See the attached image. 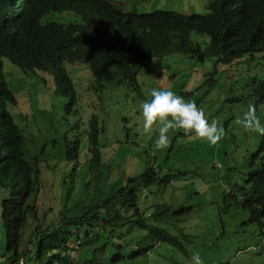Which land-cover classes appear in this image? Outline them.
<instances>
[{
  "label": "rangeland",
  "instance_id": "rangeland-1",
  "mask_svg": "<svg viewBox=\"0 0 264 264\" xmlns=\"http://www.w3.org/2000/svg\"><path fill=\"white\" fill-rule=\"evenodd\" d=\"M116 1L128 3L136 13L162 10L201 16L209 14L210 2L182 0L186 2V7H182L180 0ZM191 38L201 50L210 44V37L196 32ZM4 61L5 69L14 66L8 59ZM213 69L212 59L175 54L148 61L137 72L135 84H107L103 90H93L89 97L88 81L77 80L78 100L72 108L78 115L68 111L69 98L55 94L49 75L27 77L37 80L35 85H28L25 93L33 101L36 117L20 123L28 122L34 129V140L27 139V148L39 160L41 210L59 218L70 200L86 206L100 203L114 188L127 185L154 166L161 181L141 195L140 208L147 217L162 205L171 209L170 214L176 212L161 226L179 238L186 252L164 243L145 253L146 241L139 242L133 235L119 232L114 233L115 241L93 254L90 262L194 264L193 258L198 257L201 264H264L261 225L251 222L249 212L229 200L231 191L248 186L252 163L264 161V135L249 133L233 123L249 104L264 123V103L258 104L250 97L254 80H264V58L262 54L246 55L232 66L219 65L218 73L212 74ZM70 74L73 76L72 70ZM44 76L51 79L48 86L43 82ZM152 88L170 89L196 103L207 119H215L223 127L222 139L210 144L174 130L169 134L167 148L154 150V136L143 133L139 116V105L150 98ZM28 95L26 98H30ZM19 110L24 112L21 106ZM94 114L103 120L104 150L112 155V165L99 178L91 175V165L83 153L89 145L85 130ZM167 175L175 176L171 183L166 182ZM7 241L0 206L1 252L7 251ZM124 251L128 253L123 254ZM86 252L84 249L82 253ZM120 256L124 259L118 260Z\"/></svg>",
  "mask_w": 264,
  "mask_h": 264
},
{
  "label": "clouds",
  "instance_id": "clouds-1",
  "mask_svg": "<svg viewBox=\"0 0 264 264\" xmlns=\"http://www.w3.org/2000/svg\"><path fill=\"white\" fill-rule=\"evenodd\" d=\"M180 4L186 7V2L180 0ZM207 7L209 14L201 16L162 10L154 13H136L128 3L116 0H0V193L8 196L15 192L17 195L22 187L28 186L31 189L29 197L36 199L37 215L29 216L25 229L28 232L26 237L36 235L29 245L32 250V261L29 264H44L46 260H53L58 264V257L66 259L69 264H94L89 261L93 254L104 249L109 241H115L114 233L119 232L133 235L139 242L146 241L145 253L164 243L148 240V232L143 228L146 224L142 219L153 224L156 212L147 217L145 211L140 208L141 195L161 181L154 166L148 167L145 173L133 177L127 185L114 188L100 203L86 206L70 200L59 218L54 217L50 211L46 213L41 210L39 160L30 154L27 148V139L34 140V129L28 122L20 123L22 119L28 121L29 118L36 117L33 101L25 93L28 85H35L37 80L27 77L49 75L54 82L55 94L69 98L68 111L76 114L72 106L78 100L75 81L80 79L88 81L86 97H89L93 90L96 92L103 90L107 84L114 86H121L127 82L135 84L137 72L142 71L148 61L164 59L170 55L181 54L201 60L212 59L214 60L212 74L218 73L219 65L232 66L240 63L246 55L262 54L264 58V0H210ZM225 10H230L236 15L240 24L239 35L246 43L233 44L219 55L213 54V36L197 31H192L191 34L196 32L210 37V44L203 50L192 40L190 34L193 43V50L190 53L143 57L137 53L139 51L137 48L128 53L113 50L107 52L104 46H101V43L105 42L102 40L101 28L86 20H101L117 13L131 16L164 13L177 17L196 16L211 20ZM210 48L211 53L208 55ZM4 59H8L19 70L11 65L5 69ZM70 70L73 71V76ZM43 82L48 86L51 79L44 76ZM26 95L30 98H26ZM149 97L140 103L139 116L142 118L143 133L154 136L152 145L154 150L167 148L170 142L169 134L174 130H182L185 134H191L210 144H216L222 139L223 127L218 126L215 119H207L204 111L193 101L164 88H152ZM250 97H254L258 104L264 103V80H254ZM20 106L24 110L22 113H19ZM233 123L249 133L264 135V123L256 115L252 104H249L247 111ZM85 132L89 145L84 148L83 153L91 165V175L99 178L112 165V155L106 154L104 150L106 146L102 137L105 132L103 120L94 114ZM75 147L79 154V144L76 143ZM12 154L21 157L24 155V159L17 164L20 171L18 175ZM258 167H264V161L260 164L253 162L251 172ZM174 177L165 176L166 182L171 183ZM232 192L234 191L230 193ZM229 200L243 209L232 197H229ZM109 210L120 214L124 221L113 225L104 224L102 221L109 214ZM170 211L169 216L176 213L170 214ZM30 218L32 219L29 220ZM68 220H76L78 224L62 229L64 222ZM262 229L264 233V226ZM54 232L58 234L54 235ZM166 232L176 237L167 230ZM84 249H87L86 253H82ZM181 251L186 252V249ZM38 252L42 254L37 256ZM127 253L124 251L123 254ZM122 259L124 257L120 256L118 260ZM193 260L194 264H201L198 257H194ZM4 262L27 264L24 258L18 262L15 252L9 249V240L7 251H0V264ZM120 263L122 262L115 264Z\"/></svg>",
  "mask_w": 264,
  "mask_h": 264
},
{
  "label": "trees",
  "instance_id": "trees-1",
  "mask_svg": "<svg viewBox=\"0 0 264 264\" xmlns=\"http://www.w3.org/2000/svg\"><path fill=\"white\" fill-rule=\"evenodd\" d=\"M89 23L101 28L103 35L101 46L109 51L121 53L131 52L137 48L139 55L143 57H162L165 55L191 52L193 43L190 40L192 31L202 34H210L214 38L213 54L219 55L233 44L244 45L246 42L239 35L240 24L237 17L230 10H225L214 19L177 17L172 14H156L153 16H131L124 13H117L111 17L101 20L86 19ZM211 48L208 55L211 53ZM12 161L15 163L17 175L20 174L17 164H19L24 155L17 156L12 154ZM26 167H24V170ZM247 187L229 194L237 205H241L251 216V222L259 223L264 226V167H258L252 171L246 181ZM21 188L18 194L12 192L11 195L0 193V206L3 211L2 224L7 232L9 240V249L15 252V258L18 260L24 258L27 264L32 261V250L30 244L32 238L36 235L25 230L28 224V218L37 215L36 199L29 197L30 187ZM239 198L241 199L239 201ZM170 208L160 206L154 217V223H147L145 228L148 232V240L151 242L169 243L183 250L184 244L177 237L167 234L166 229L161 227L162 223L169 222ZM169 216V217H168ZM124 221V218L117 212L109 210V214L102 221L104 224L113 225ZM76 220L65 221L62 229L77 225ZM142 228V229H143ZM36 234V233H35ZM58 232H54L57 235ZM69 234V233H67ZM12 238H15L13 240ZM189 238V237H186ZM61 241L60 239H56ZM42 252H38L41 255ZM44 264H55L53 260H46ZM58 264H69L66 259L58 257Z\"/></svg>",
  "mask_w": 264,
  "mask_h": 264
}]
</instances>
